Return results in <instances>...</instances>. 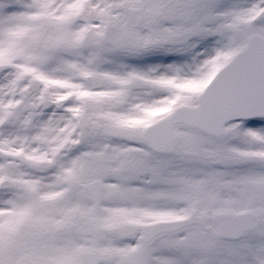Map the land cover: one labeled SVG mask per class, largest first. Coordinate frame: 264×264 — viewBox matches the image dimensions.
Returning <instances> with one entry per match:
<instances>
[{
    "label": "snow or ice",
    "instance_id": "obj_1",
    "mask_svg": "<svg viewBox=\"0 0 264 264\" xmlns=\"http://www.w3.org/2000/svg\"><path fill=\"white\" fill-rule=\"evenodd\" d=\"M0 264H264V0H0Z\"/></svg>",
    "mask_w": 264,
    "mask_h": 264
}]
</instances>
